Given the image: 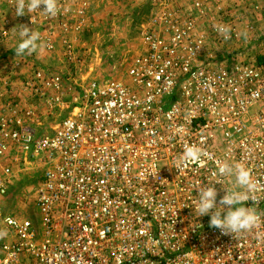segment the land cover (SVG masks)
Here are the masks:
<instances>
[{"label":"built area","instance_id":"obj_1","mask_svg":"<svg viewBox=\"0 0 264 264\" xmlns=\"http://www.w3.org/2000/svg\"><path fill=\"white\" fill-rule=\"evenodd\" d=\"M205 4L181 16L163 0L150 21L161 30L140 33L124 79L89 78L69 37L68 77L0 75V264H264V53ZM192 144L209 156L175 168ZM218 162L243 164L255 184L247 204L261 222L236 238L192 208ZM26 169L39 175L37 220L7 207ZM233 181L214 185L217 201Z\"/></svg>","mask_w":264,"mask_h":264},{"label":"rangeland","instance_id":"obj_2","mask_svg":"<svg viewBox=\"0 0 264 264\" xmlns=\"http://www.w3.org/2000/svg\"><path fill=\"white\" fill-rule=\"evenodd\" d=\"M62 1L57 0L60 12L54 17H49L43 12L17 16L14 8L17 0H6L4 5L0 0V59H2L0 60V70H2L0 73H5L1 76L11 77L15 85L29 79L35 70H46L68 77L73 64L64 60V44L61 38L69 37L74 51L77 48L80 49L81 57L89 70L87 75L89 78L124 79L128 58L139 42L140 33L147 29L150 31L161 28L150 24V21L154 17H160L164 12L163 0H88L85 7L83 6L84 0H64L65 5L61 6ZM165 1L170 7L176 6V9L180 11L179 15L184 16L188 7H192L194 0ZM200 1L207 4V0ZM208 2L214 3V0H208ZM66 5L69 7L67 11L64 9ZM43 6L41 4L40 10H43ZM78 10L82 13L77 12ZM225 22L232 29L235 28L233 18L226 17ZM20 25L27 26L40 34L45 44L43 51L15 57L14 49L18 41L17 29ZM3 33H6L5 38H1ZM214 35L209 29L207 37H214ZM246 37H251L254 43L248 48L250 54L264 53L263 34H259L256 28L252 27V30L246 33ZM47 39L52 42L51 48L46 45ZM242 48L240 43L223 44L222 51L229 52ZM259 55L263 57L262 54ZM13 98L24 100L26 104L35 100L30 94L26 96L13 94ZM38 179L39 175L31 169L23 170L16 175L7 197L8 210L26 217L33 213L35 220L38 219V212L30 197Z\"/></svg>","mask_w":264,"mask_h":264},{"label":"clouds","instance_id":"obj_3","mask_svg":"<svg viewBox=\"0 0 264 264\" xmlns=\"http://www.w3.org/2000/svg\"><path fill=\"white\" fill-rule=\"evenodd\" d=\"M41 4L44 5L43 10H40ZM14 8L17 16L43 12L49 17H54L60 12L57 0H17ZM229 31L228 28L220 29L225 38H228ZM17 36L15 57L43 51L45 47L40 34L27 26L20 25ZM208 156L209 153L201 147L195 144L186 145L174 167L180 170L187 162L203 163L204 158ZM213 175L217 179L208 181L207 187L200 184L196 189L197 199L192 205L195 217L209 216L210 227L220 229L223 234L232 235L234 238L255 229L260 224L261 217L255 208L247 204L249 193L255 187L250 170L243 164L218 162ZM227 177H234L233 186L231 189L226 187L225 194L217 201L218 193L214 185L220 183V178Z\"/></svg>","mask_w":264,"mask_h":264},{"label":"crops","instance_id":"obj_4","mask_svg":"<svg viewBox=\"0 0 264 264\" xmlns=\"http://www.w3.org/2000/svg\"><path fill=\"white\" fill-rule=\"evenodd\" d=\"M4 1L6 0H2L3 5ZM207 5L209 8L223 10V20L226 17L233 18L237 37H246L248 26L256 28V32L264 35V0H214V3L207 0ZM4 74V72L0 73V75Z\"/></svg>","mask_w":264,"mask_h":264}]
</instances>
